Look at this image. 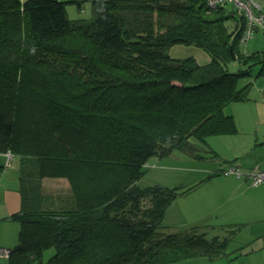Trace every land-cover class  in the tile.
<instances>
[{"label": "trees", "instance_id": "obj_1", "mask_svg": "<svg viewBox=\"0 0 264 264\" xmlns=\"http://www.w3.org/2000/svg\"><path fill=\"white\" fill-rule=\"evenodd\" d=\"M85 1L92 18L71 20L68 5L81 10ZM246 28L233 4L211 9L207 0H0V154L22 164V209L10 218L21 229L9 264L223 257L242 226L224 239L201 228L162 232L174 202L196 187L138 183L152 158L204 160L193 141L207 147L210 137L238 133L225 109L248 100L242 79L264 76V51L240 50ZM176 46L210 62L174 59ZM232 62L238 74L228 71ZM45 178L70 184L57 212L42 198Z\"/></svg>", "mask_w": 264, "mask_h": 264}, {"label": "crops", "instance_id": "obj_2", "mask_svg": "<svg viewBox=\"0 0 264 264\" xmlns=\"http://www.w3.org/2000/svg\"><path fill=\"white\" fill-rule=\"evenodd\" d=\"M19 1L24 3L28 0ZM257 49L253 48L252 51L260 52ZM244 52L255 53L251 51ZM170 55L174 59L191 57L196 59L200 65L210 62V57L206 53L195 48L176 46L170 51ZM247 85H250L248 100L229 105L225 109V114L234 119L238 133L231 136L210 137L211 139H208L212 143L207 142V147L193 141L199 150L201 149V153L209 151L210 154L216 155L218 160L226 164L216 172L219 176L222 171L232 165L239 167L244 172L264 168V76L247 78L239 84V88H244ZM173 156L176 157V154L174 153L171 157ZM183 156L189 160H194L185 155ZM161 161L164 160L159 159L160 163ZM164 168L169 169L170 167ZM21 169L22 164L18 158L9 159L7 154H0V264H9L10 252L19 244L18 238L21 225L10 218L22 209ZM215 178L220 179L216 176L206 182L210 183ZM51 180L44 179L43 190L46 191L45 187L52 185ZM224 183L230 185V187H217V194L222 198L220 202L211 210H203L199 214L193 213L191 223L198 222L200 226L196 228H201V232L206 235L216 233V231L224 232L234 226L246 227L256 226V224L264 226V185L252 187L245 179L235 177L224 179ZM187 187L189 186H181V188L189 189ZM196 190L198 189L190 193H195ZM185 196L179 197L174 202L167 212L165 222L176 202ZM220 217L223 220L218 223ZM211 218H214L211 221L215 222L211 223L209 221ZM205 221L209 222L205 223ZM185 223H188V221L183 219L182 224ZM166 227L168 229L173 228V222L167 224ZM191 228H194V226ZM254 235L264 236V227L257 229ZM5 251H8L9 254Z\"/></svg>", "mask_w": 264, "mask_h": 264}, {"label": "rangeland", "instance_id": "obj_3", "mask_svg": "<svg viewBox=\"0 0 264 264\" xmlns=\"http://www.w3.org/2000/svg\"><path fill=\"white\" fill-rule=\"evenodd\" d=\"M67 10L69 18L73 21L89 20L93 16L91 1L83 2L81 10L76 4L68 5ZM234 23L235 20L232 19L229 27L231 31L235 30ZM253 48H258V51L264 50V34L260 29L254 33L252 39L249 42L242 43L240 45V50L242 51L256 52L252 51ZM241 68L242 67L238 62H232L227 67L228 71L232 74H238ZM257 71L258 68H256L255 73ZM134 74L135 72H132L130 76L137 77V75ZM243 80L245 79H242L240 84ZM48 82L49 81L43 83ZM210 139H208L207 142L212 143L210 142ZM194 143L198 144L196 141H194ZM6 154L9 159L13 158L12 153ZM175 154L177 158L175 156L169 157L164 159V161H161V163L157 157L152 158L148 162L149 166H147V168L144 170L145 174L138 183V186L142 189L159 185H164L168 188H181V186L186 185L189 186L187 188L196 187L195 189H198L195 193H190L181 200H178L170 210L171 212L168 214L169 218L166 220L167 223L164 222L165 228L162 230V232L167 233H183L193 229L191 228L193 226L194 228L200 226L198 222L191 223L193 219L192 214H199L200 211L211 210L213 207H215L217 203L220 202V199H222L217 194L218 188L230 187V185L224 183V179L226 180L227 178L235 177L224 176L222 174L217 176L220 177V179L215 178L212 182L208 183L206 181L212 180L209 177L216 175V172L219 170V168L226 165L223 161L218 160L217 156L212 155V153L210 154L209 151L200 153L204 160H189L188 158H185L183 156L184 154L180 152H175ZM164 167H170L171 169ZM51 182L52 185L45 187L46 191L43 190L44 194L42 198H47V202L53 200L50 212H54L56 209L60 210V208L64 207L63 202L72 196V191L68 180L65 178H55L52 179ZM218 214L220 213L218 212ZM183 219L187 220L188 223L182 224ZM213 219L214 218H211L209 221L211 223L215 222L211 221ZM222 220L223 218L220 217L218 223H221ZM209 221H205V223ZM170 222H173L174 227H170V229H168L166 225L170 224ZM258 225L259 224H256V226H244L243 230L237 232V235L231 238L229 246L226 250V254L215 262H210L206 258H200L189 260L180 264H264V236L254 235L257 229H261L264 226ZM234 227L237 228L239 226ZM207 236L209 238L219 236L221 239H224L230 238L231 234L227 231H216V233H209ZM54 254V250L47 251L45 253L44 261L47 262Z\"/></svg>", "mask_w": 264, "mask_h": 264}, {"label": "built area", "instance_id": "obj_4", "mask_svg": "<svg viewBox=\"0 0 264 264\" xmlns=\"http://www.w3.org/2000/svg\"><path fill=\"white\" fill-rule=\"evenodd\" d=\"M207 2L211 9L231 3L238 9L240 14L245 16L247 28L241 39V44L249 42L259 29L264 34V0H207ZM221 174L245 179L252 187L264 185V168H256L252 171L244 172L239 167L232 165L222 171ZM5 252L9 254L8 251Z\"/></svg>", "mask_w": 264, "mask_h": 264}]
</instances>
